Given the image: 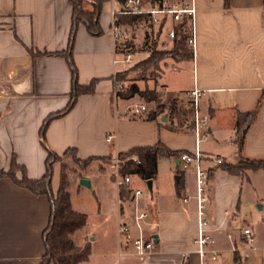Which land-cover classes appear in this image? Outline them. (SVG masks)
<instances>
[{"label":"crops","instance_id":"obj_1","mask_svg":"<svg viewBox=\"0 0 264 264\" xmlns=\"http://www.w3.org/2000/svg\"><path fill=\"white\" fill-rule=\"evenodd\" d=\"M121 2L102 3L100 35L78 25L72 50L78 83L96 80L94 90L79 95L68 113L49 123L46 145L58 156L75 148L80 159L112 156L156 141L174 152H194L198 146L201 165L210 173L203 192V218L212 242L202 258L195 244V173L179 168L178 155H164L158 157L152 191L136 200L132 196L124 204L116 187L118 207L112 222L86 228L87 217L72 235L77 245L89 247L88 258L78 264H264V169L236 174L223 167L242 157L264 160V0H228L226 6L224 0H194L192 57L171 60V66L168 60L163 62L167 71L182 70L188 75L184 86L162 82L166 70L158 79L160 87L179 98L180 118L188 124L192 118L188 92L194 87L202 91L200 110L209 118L205 138L198 145L195 132L168 127L166 112L161 122L145 119L144 112L132 116L134 97L123 99L116 94V73L128 68L119 66L126 62L118 61L121 55L110 35L112 12L120 9ZM72 12L71 0H0V169L4 171L14 156L28 178L44 175L47 150L40 144L38 131L48 114L67 105L71 72L64 57L40 52L67 48ZM260 99L239 151L237 114L252 110ZM173 122L176 126V119ZM108 134L112 135L109 142ZM218 157L222 164L216 163ZM60 169V164H53V192ZM81 178H88L92 186L91 176ZM132 187L147 190L146 182L136 176ZM136 204L149 212L145 235L158 237L154 250L145 255L119 245L118 226L133 224ZM51 211L46 194L0 178V264L40 263ZM103 215L99 210L98 216ZM246 227L252 232V243L242 232Z\"/></svg>","mask_w":264,"mask_h":264},{"label":"trees","instance_id":"obj_2","mask_svg":"<svg viewBox=\"0 0 264 264\" xmlns=\"http://www.w3.org/2000/svg\"><path fill=\"white\" fill-rule=\"evenodd\" d=\"M107 0H71L72 6V18L70 23V31L68 36V46L63 51H56L55 53L40 52L43 55H59L66 59L67 65L69 67V72H71V91L68 95L67 105L48 114L42 122L39 128V139L40 144L47 150V157L45 159L46 170L44 175L40 178H28L26 175V170L24 165L18 164L12 157L10 161V168L6 171L0 169V178L8 177L12 179L17 185L30 190L35 194H46L50 199V205L52 208L51 216L49 219V224L44 231L43 239L45 251L44 255L38 264H78L84 261L89 256V247L87 245L74 246L69 234L74 232L76 229L83 227L86 224V214L83 212L74 213L70 208V198L69 194L63 192V186L60 185L56 191V196L53 193L51 185L52 176V166L59 160V157L68 153L69 151L75 154V148L67 149L62 155H57L46 145L45 140V130L49 123L57 119V117L68 113L72 107L76 104V99L79 95L92 93L94 90V83L96 80H91L86 85H81L78 83V71L72 56V50L74 46V39L78 25L82 24L86 26L87 31L91 35L98 36L102 33L101 26L99 25V16L101 13V5ZM123 1V0H121ZM225 6L228 4V0H224ZM147 18V17H145ZM144 19L136 14H118L116 16V22L122 24L124 27L132 25L135 21ZM163 30V25L156 28L155 37L157 40ZM191 34V23L184 17V19L175 28V34L171 41L169 49H157V40L152 42L149 50V55L142 62H137L135 67L141 65H157V62L161 58L167 56L172 60H190L192 57V48L188 46V38ZM31 53V51H30ZM37 53V54H40ZM33 54V52H32ZM158 67V66H157ZM156 67V69H157ZM146 70V68H145ZM123 71L116 73L115 82L117 85V75L121 74ZM119 97L123 99L132 98L133 95L137 94L139 97L145 99L146 101H153L156 103V107L152 110H148L145 119L155 120L161 122L164 117L163 113L169 114L170 121L168 127L176 130H191L192 123L188 124L185 120L181 119V108L183 105L178 104L179 98L175 94L167 92L162 98V94L157 91L155 87H145L140 88L137 84L132 83L130 88L122 93L117 89L116 93ZM261 99L258 100L257 104L252 110L241 113L239 112L236 117V135L237 141H239V151L242 148V140L250 124L254 121L257 116V108ZM189 112L191 108H188ZM163 115V117H161ZM176 119L177 125H174L173 120ZM181 152H174L169 150L160 141H156L154 145L149 146H135L125 152H119L121 156L130 157L129 161L121 168V175L130 174L141 178L144 181L152 179L156 174L157 161L159 156H171L179 155ZM105 158V157H104ZM103 157H89V159H104ZM78 159V158H77ZM79 160V159H78ZM224 169L231 173L241 174L245 170L256 171L258 169H264V160L255 159L251 160L248 158H240V160L235 164H225ZM19 173V177H17ZM119 200L123 202L128 200L132 195L130 191L118 189ZM122 203H120V206Z\"/></svg>","mask_w":264,"mask_h":264},{"label":"rangeland","instance_id":"obj_3","mask_svg":"<svg viewBox=\"0 0 264 264\" xmlns=\"http://www.w3.org/2000/svg\"><path fill=\"white\" fill-rule=\"evenodd\" d=\"M143 18L144 19L135 21L132 25L124 27V45L125 48L133 54V56L131 63L119 65L120 67L127 66L128 68L121 74L117 75V80H119L117 82V89L124 93L130 88L131 84L135 82V84H137L140 88L155 87L157 91L163 95V98L167 92L164 88L160 87L161 80L158 84V79L162 77L163 70H166L163 66V62L168 60L167 65L171 66L173 64L171 61L172 59L165 56L157 62V65L146 66L147 64H144L135 67L137 62H142L146 59V57H148L152 42L157 40L155 37L157 25L152 23L148 18ZM158 38L156 46L157 49L170 48L172 39L168 38L164 30H162ZM187 81L188 75L186 73L182 74V70H166L164 79L162 80V82H168L172 86H184L187 84ZM133 97L134 100L130 102L131 107L134 104L144 102L147 106V111H145L144 114H146L148 110H152L156 107L155 102L146 101L137 94L133 95ZM104 157V159L101 160H87L77 157L79 159L78 160L75 157V154L69 151L59 157V160L55 162L60 164L61 167L58 188L62 185L63 192L69 194L70 208L74 213L83 212L86 214L89 222V224L87 223L88 227L86 228H99L102 223H105L108 226V224L112 222V215L116 212L118 207L116 187L124 190L121 184H117V181L123 178L120 170L129 161L130 157L121 156L119 153ZM85 176H91L93 178V183L90 188L80 185L79 178ZM141 190L144 193H148V190L145 188ZM56 191L53 192L55 196ZM126 202L127 199L123 201L124 204ZM99 210L104 214L103 217L98 216ZM78 229L70 233L69 238H71L74 246L83 247L84 244L77 245V239L72 236Z\"/></svg>","mask_w":264,"mask_h":264},{"label":"built area","instance_id":"obj_4","mask_svg":"<svg viewBox=\"0 0 264 264\" xmlns=\"http://www.w3.org/2000/svg\"><path fill=\"white\" fill-rule=\"evenodd\" d=\"M194 0H123L119 10L112 12V22L110 26V35L115 44V49L121 55L118 61L131 63L133 54L125 48L124 45V26L116 22V16L118 14H136L140 17H147L157 27L163 25V30L166 32L168 38L173 39L176 26L186 17L192 25V18L195 14ZM188 46L190 48L194 45V37L190 34L188 38ZM119 90V89H118ZM202 91L197 87L192 88L188 92V98L190 101V108L192 113L191 123L192 131L196 134V142L205 138V130L208 122L209 115L200 110V100ZM147 111L146 104L138 103L134 104L129 110L130 114L137 115L141 112ZM112 135L106 136V141H110ZM179 168L182 170L192 169L195 173V188L197 190V237L195 244L197 246L199 255L205 258L207 249L205 247L212 242L211 235L206 231L207 222L203 218L204 208V196L203 192L206 190V186L209 181L210 173L204 169L201 165L202 154L200 153L198 146L194 152H181L178 157ZM217 164H222L221 158H216ZM135 176L130 174L123 175V178L117 181L118 185H122L124 190L130 191L133 196V200L142 195L143 191L139 187H132L133 179ZM139 179V177H137ZM143 182H146L142 180ZM186 200V197H183ZM149 212L147 209L140 208L136 204V208L133 214V224L128 222H121L119 224L117 233L119 236L120 248H126L133 251L136 254L145 255L151 253L155 247V241L153 235H145L144 224H149ZM243 234L246 236L248 243H252L254 238L252 232L248 227L243 228ZM216 255L213 253L212 258Z\"/></svg>","mask_w":264,"mask_h":264},{"label":"water","instance_id":"obj_5","mask_svg":"<svg viewBox=\"0 0 264 264\" xmlns=\"http://www.w3.org/2000/svg\"><path fill=\"white\" fill-rule=\"evenodd\" d=\"M151 183H152V179L146 181V188H147V190H149V192L152 191L151 190ZM80 184L82 186L86 187V188H90V181L88 179H86V178H81L80 179ZM153 237H154V241L157 242V240H158L157 235L153 234Z\"/></svg>","mask_w":264,"mask_h":264}]
</instances>
